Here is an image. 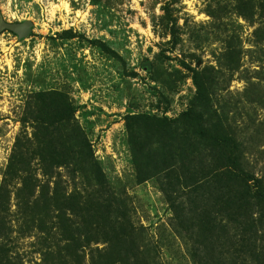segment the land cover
<instances>
[{
  "label": "rangeland",
  "instance_id": "rangeland-1",
  "mask_svg": "<svg viewBox=\"0 0 264 264\" xmlns=\"http://www.w3.org/2000/svg\"><path fill=\"white\" fill-rule=\"evenodd\" d=\"M28 21L25 38L1 28ZM51 123L52 134L68 129L69 155L82 152L105 177L101 187L80 164L53 171L52 188L82 191L106 212L108 219L100 211L93 222L76 220L88 232L75 243L92 241L85 249L55 222L45 233L29 227L20 207L31 183L38 193L47 187L28 141ZM199 124L234 148L200 142ZM231 154L259 187L223 171ZM226 181L235 184L233 203L220 199ZM257 192L264 194V0H0V198L10 207L0 264H264Z\"/></svg>",
  "mask_w": 264,
  "mask_h": 264
},
{
  "label": "trees",
  "instance_id": "trees-1",
  "mask_svg": "<svg viewBox=\"0 0 264 264\" xmlns=\"http://www.w3.org/2000/svg\"><path fill=\"white\" fill-rule=\"evenodd\" d=\"M242 11L243 10H241V12ZM241 16L246 20H251L253 17V13L252 12L250 14L244 13L241 14ZM196 85L201 93L203 87L201 83L197 81V79H196ZM162 124L171 126L173 123L170 122L169 124L167 123V121H162ZM54 127L55 125L53 123H51L48 126H43L42 129L45 130L47 134L44 136L37 137L35 140H33L34 142L31 140L28 141V144H32L35 146L36 149L34 150V152L38 153V156L41 159L46 171L44 176L47 177L49 181L47 187L40 193L36 191L35 185L31 183V186L27 192V196L25 197L27 198V203L24 205V207L23 206L20 207L23 209V211L24 208L27 210L25 217L28 220V223L30 225L29 227L33 229H37L42 233H45L46 231H52V229H48L49 228L48 222L51 223L55 222L56 229L60 230L61 233L63 234H67L68 241L74 242L71 245L75 246L77 249H80L79 247H81V249H85L86 246H90V243L92 241L90 240L91 239L90 237H89L90 239L87 237L84 242H81V245L79 243H75V242H79L81 237L83 236L86 237L85 234L88 232V230L83 231L79 229L78 226L80 225V222H82V224L93 222L94 219L98 218L100 211H102V208H100V211L99 209L95 210L94 208H97L98 204L95 203L94 205L92 201H89L91 200V197L89 195H86L87 197L85 196L86 198H88V200H85V197H82V193H81L82 191L77 192L76 190L68 194L66 191H63L61 189V187L59 186V184H57V182L54 183V187L52 188L51 183L52 180L54 179L53 171L56 170V168H61V167L68 168L70 166L73 165L76 166L77 164H80V167L77 169L81 172L83 171L84 175L88 174V176H90L91 179H93L96 185L101 187L106 185L105 177L100 165L98 163L95 164L90 163L88 161L90 160V158L85 157V155L82 152L77 151L74 153V156L71 157L67 150L70 145L74 144L71 143V140L73 139L71 135H69L70 137H68L63 134L64 131L68 129L66 128V126H61L60 127L61 129L56 128L52 134L51 130ZM199 128H200V132H199L200 136L198 137L199 138L198 140L200 142H202L203 140L205 144H208L209 141H206V139H208L213 142V145L217 146L220 149L227 147L234 148L235 142L232 138H227L224 140L218 137L212 138L209 136L210 134L209 132L208 135L206 134V130L201 124H199ZM21 144L22 143L16 145L15 147L16 154H18L19 156H23L24 154V152L22 151L24 145ZM29 148L30 146L27 147V149ZM74 149L78 150V147L73 146L72 150ZM156 149L159 150V148ZM152 151H155V149ZM133 152H141V148L136 147V145H134ZM13 157H15V155ZM17 158H18V164H22L23 157H16V159ZM137 166L141 171L142 163H140V165L138 164ZM15 167H17V165L12 162V164L9 166V169L13 170L15 169ZM222 169L227 174L233 175L232 177L245 176L248 179L254 180L255 187L256 186L259 187V181L253 178L252 176H249L244 173V170L242 169L241 164L239 163V158L234 154H231L227 158V162L226 164L223 165ZM35 181L37 182L38 179L35 178ZM222 185L220 187L221 193H219L221 201L222 199L223 202L226 200L228 201L229 199L230 203H233V201L236 199L237 194L230 195L228 193L233 190L232 186L235 184L233 182L230 183V181H226L225 184ZM105 192L108 193V191ZM36 194H38L39 197L35 198ZM239 196H243V195H239ZM257 197L258 198L264 197V194L257 192ZM240 199H242V197H240ZM238 201L240 200L238 199ZM115 205L117 208L118 207L121 208V204H119L116 200H115ZM108 207L109 206L105 205L103 208L105 211H107L106 209ZM9 209L10 207H8V204H5L4 200L0 198V242L5 241L8 235L6 233L8 228L7 214L9 213ZM104 213L106 212H103V217L105 219H108L107 216L105 217ZM78 219L80 220V222L76 221ZM208 224L211 225V223ZM72 225L75 227V233L72 232L74 230V228H72ZM215 231H217V229L213 230V232ZM76 234H77V239L75 238ZM71 245H67V246H71ZM4 252L7 251L4 250ZM136 255L137 256L141 255L139 249L137 250ZM4 259H7V255L0 256V261Z\"/></svg>",
  "mask_w": 264,
  "mask_h": 264
},
{
  "label": "water",
  "instance_id": "water-1",
  "mask_svg": "<svg viewBox=\"0 0 264 264\" xmlns=\"http://www.w3.org/2000/svg\"><path fill=\"white\" fill-rule=\"evenodd\" d=\"M33 24L31 22L24 23H1V28L15 33L20 38L30 35Z\"/></svg>",
  "mask_w": 264,
  "mask_h": 264
}]
</instances>
